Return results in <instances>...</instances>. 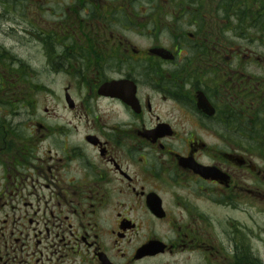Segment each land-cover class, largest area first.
I'll use <instances>...</instances> for the list:
<instances>
[{
	"label": "flooded vegetation",
	"instance_id": "1",
	"mask_svg": "<svg viewBox=\"0 0 264 264\" xmlns=\"http://www.w3.org/2000/svg\"><path fill=\"white\" fill-rule=\"evenodd\" d=\"M259 213L264 0H0V264H264Z\"/></svg>",
	"mask_w": 264,
	"mask_h": 264
},
{
	"label": "rangeland",
	"instance_id": "2",
	"mask_svg": "<svg viewBox=\"0 0 264 264\" xmlns=\"http://www.w3.org/2000/svg\"><path fill=\"white\" fill-rule=\"evenodd\" d=\"M15 14L18 15V12L15 11ZM18 40L24 41V39L22 37H20V35H17ZM260 224V226L264 225V218H263V214H258V220H257Z\"/></svg>",
	"mask_w": 264,
	"mask_h": 264
},
{
	"label": "bare ground",
	"instance_id": "3",
	"mask_svg": "<svg viewBox=\"0 0 264 264\" xmlns=\"http://www.w3.org/2000/svg\"><path fill=\"white\" fill-rule=\"evenodd\" d=\"M17 4V3H16ZM19 5L17 4V7H18Z\"/></svg>",
	"mask_w": 264,
	"mask_h": 264
}]
</instances>
